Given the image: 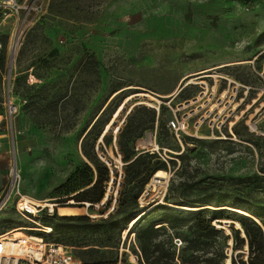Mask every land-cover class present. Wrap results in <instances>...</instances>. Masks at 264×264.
<instances>
[{
	"label": "rangeland",
	"instance_id": "374dc122",
	"mask_svg": "<svg viewBox=\"0 0 264 264\" xmlns=\"http://www.w3.org/2000/svg\"><path fill=\"white\" fill-rule=\"evenodd\" d=\"M17 3L23 8L19 16L0 13L4 62L8 55L11 59L9 49L15 29L26 21L25 33L12 57L13 97L20 110L7 137H0L8 154L0 161V199L9 187L11 164L16 159L19 209L26 207L30 214L18 212L16 196L0 211V235L42 234L45 243L53 244L61 239L69 245L71 256L89 264L84 254L88 251L84 248L85 230L74 221L61 220L66 217L59 216L58 209L78 207L77 216L93 223L115 215L123 194H135L138 184L125 181L127 164L118 150V137L126 131V121L155 119L153 129L148 124L150 129L136 141L140 150L135 151L145 155L149 149L151 155L156 154L159 159L147 158L145 166L150 164L152 169L161 161L167 166L168 176L153 188L148 186L153 175L138 206L119 217L120 225L126 228L119 247L120 264H140L132 259L136 248L147 263L142 247L146 237L149 263L150 249L156 247L174 255L173 264H181L188 257L194 261L212 258L219 247L218 237L201 240L207 245L201 246L208 252L205 256L202 251H190L187 242L195 239L189 231L192 214L203 209L217 211L222 218L213 225L222 226L228 237L227 260L248 264L258 255L259 238L253 237L251 247L250 239L235 222H239L238 216L258 222L264 238V0ZM187 76L197 84L186 86ZM183 86L186 89L178 94ZM200 91L206 93L200 106L209 97L210 107L224 99L231 102L233 112L228 121H217L223 126L221 132L215 130V137L208 132L209 121L199 130L194 128L198 122L195 118L190 121L188 133L198 138H177L167 126L179 108L175 105L184 104ZM129 97L124 111L116 122L112 121L119 105ZM169 102L172 111L163 106L158 118L154 107ZM188 111L180 110L176 115ZM98 119L110 120L105 127L109 131L104 133L110 139L109 145L99 140L95 148L99 160L110 170V181L104 183V200L91 207V203L73 200L98 178L95 169L90 172L85 167L88 161L83 144ZM235 127L239 135L234 133ZM148 135L155 138V150L140 144ZM107 195L110 200H106ZM166 196L182 207L197 210L170 208L165 205ZM159 204L134 228V223H128V216L138 220ZM219 221L235 225L225 228ZM172 225L175 230L170 229ZM49 227L52 232L46 233ZM60 231L65 236L60 237ZM157 257L155 253L152 260Z\"/></svg>",
	"mask_w": 264,
	"mask_h": 264
},
{
	"label": "trees",
	"instance_id": "16d2710c",
	"mask_svg": "<svg viewBox=\"0 0 264 264\" xmlns=\"http://www.w3.org/2000/svg\"><path fill=\"white\" fill-rule=\"evenodd\" d=\"M145 111V110H143ZM155 119L153 121H126V131H123L121 135L118 137V150L122 156L123 163L127 164L125 168V181L129 184L131 183H138L137 184V191L135 194L129 195L127 193L123 194L121 205L118 210V212L115 215H110L106 219H101L98 222L93 223L91 219L84 217V216H77L73 219H69L68 217L62 218L61 220L64 221H74L79 226H82L85 230V236L83 237V241L86 242L84 248L88 251H85V255L88 257L90 261L89 264H120V242L122 233L126 228H123L120 225V221L118 220L120 216L125 215V212L130 207H137L138 206V199L141 196V194L144 191L145 186L149 183L152 176L158 171V170H165L167 171V166L165 163H161V161H158L160 163H157L156 167L150 168V164H147L145 166V160L147 158L150 159H159L156 154H150L146 153L145 155L141 154L137 156L136 153V141L144 134L146 129H150V125L152 124V129L155 125ZM110 123L109 121H98L95 122V124L92 126L91 130L87 133L85 136V139L83 141L84 144V156L86 157L88 164H85V167L88 171L93 172V169H95L98 178L93 183L91 182L89 185V189L80 192L74 197L73 201L76 202H84L86 204H100L106 194V188L104 183L110 181V170L109 168L99 160V158L96 155L95 148L97 145V142L99 140L104 141L106 145H109L110 139L108 135L104 136L105 127ZM101 127V128H100ZM100 128V129H99ZM237 127L234 128V133L236 135H239ZM96 132V133H95ZM95 133V134H94ZM93 137V139H92ZM103 137V139H102ZM92 141L90 149L87 150L86 146L89 144V142ZM170 164L176 165L174 161H171ZM143 167V168H142ZM178 172V171H177ZM176 172V174H177ZM165 203L166 204H172L175 206H181L179 205L178 201L176 199H172L171 197L166 196L165 197ZM84 205V204H83ZM91 206V205H90ZM160 206L157 205L155 208L150 210H156ZM185 207V206H184ZM76 209L78 207H75ZM152 211V212H153ZM185 212V211H183ZM217 211L209 210V209H203L199 211H195L194 214H192L191 218V225L189 227L190 233L194 236L195 239H192L190 241H187L190 245L189 250L195 252L202 251L203 256L208 254L206 249L201 248V246L206 247V243H203L201 240H206L208 238H211L212 236L218 237L219 244L218 249L213 253L212 258H205L202 257L200 259H196L194 261L193 259L183 258L181 261V264H225L227 260V256L225 255V249L226 244L228 241V237H226L223 233V230H218L216 226L213 225L214 221L222 220L221 216H218ZM149 213V212H148ZM128 223H134L133 228L139 223L140 219L137 220L135 218H132L128 216L127 218ZM239 223L241 224L244 232L245 237L250 239L251 244L250 246L253 247L254 242L253 237L257 236L259 238L258 241V249L259 253L256 255L248 264H264V242H263V228L260 227L258 222H254L253 220L238 216ZM50 228V227H49ZM171 230H175L176 227L173 225L170 227ZM153 233L152 229H150V235ZM60 237L65 236L64 231H60L59 233ZM41 238H44V235L39 234ZM146 239L142 243L143 251L146 256V261L144 260V256L140 249L136 248V252H133V254H138V250L141 253L142 260L140 261V264H173L174 255L166 254L164 251H162L161 248L156 247L153 251L150 249V263L149 259L147 258V244ZM152 240L150 236V241ZM237 240H240L237 238ZM55 244L59 246H63L65 248L69 247V245L62 242L61 239H56ZM68 249V248H67ZM155 253L159 254V257L152 260V257ZM165 263H163V261ZM231 264H247L244 261H241L240 263H237L234 259H231Z\"/></svg>",
	"mask_w": 264,
	"mask_h": 264
},
{
	"label": "built area",
	"instance_id": "2783aa9c",
	"mask_svg": "<svg viewBox=\"0 0 264 264\" xmlns=\"http://www.w3.org/2000/svg\"><path fill=\"white\" fill-rule=\"evenodd\" d=\"M22 7L18 5L17 0H0V13L4 15H9V17L19 16L20 11H22ZM19 22V18L17 19ZM26 25V21L22 23L19 28L15 29L14 36L11 41L9 52L11 53V59H9L8 67L3 72L2 81H3V96H4V111L0 115V126H5L6 131H10V127L12 128V121L16 118L19 113L20 107L15 101L13 97V85H12V71H13V54L19 48L21 43V39L25 33L24 26ZM4 50V46L0 42V53ZM207 88L206 85H204ZM203 88V87H201ZM186 87H182L179 90L180 94ZM208 90V89H207ZM206 93L199 92L198 94L192 96L189 100L184 102H194L193 105H189L187 107L184 104H177L175 106H179L176 112H174V117L168 121V129L175 134L177 138L183 137L184 135H189L191 138H198L197 136L190 135L188 130L190 128V121L198 118L195 121V127L197 130L205 123V121H209V131L212 135L216 132H221V128L223 123L218 124L217 121H228L230 114L233 112L231 110V102H225L224 99L219 100V104H212L213 107H210L211 100L210 97L207 101H205L204 105H199L201 101L205 99ZM214 96V95H211ZM234 98V97H233ZM214 99V98H213ZM212 99V100H213ZM193 100V101H190ZM169 105L165 103L159 104V109L157 111H161L163 106H167L172 111ZM198 105V106H196ZM196 106L195 109L193 107ZM221 106V108H219ZM208 107V108H207ZM156 109V108H154ZM180 110H189L188 113L177 116L176 114L180 112ZM201 113H205L200 115ZM215 137V136H214ZM219 137V136H217ZM152 152V151H151ZM18 164L16 159L12 161L11 169H10V184L9 187L5 190V193L0 199V211L4 209L16 196L19 199L16 202V208H18L21 194L19 190V182L20 178L18 174ZM15 170L16 177L14 179L13 172ZM18 176V177H17ZM14 181V182H13ZM42 208H38L41 210ZM39 212V211H38ZM41 212V211H40ZM20 213L30 214L26 211ZM44 241V240H43ZM138 249V248H137ZM34 251L36 255L32 252ZM135 260L140 263L142 260V256L140 251L138 250V254H134ZM0 264H82L77 261L73 256H71L69 250L63 246H59L53 243H40V245L32 249L30 243L27 238L15 237L13 233H6L4 235H0Z\"/></svg>",
	"mask_w": 264,
	"mask_h": 264
},
{
	"label": "bare ground",
	"instance_id": "6f19581e",
	"mask_svg": "<svg viewBox=\"0 0 264 264\" xmlns=\"http://www.w3.org/2000/svg\"><path fill=\"white\" fill-rule=\"evenodd\" d=\"M204 73H205V72H204ZM190 78H191V76H187V77L184 78V81L187 82V83H186V86H187V85H193V84L196 85L197 83L193 82V79L190 80ZM194 80H195V79H194ZM205 85H206V84H205ZM186 86H185V87H186ZM141 96H143V97H145V98H150L151 100H154V99H155V98H153V97L150 96V95H144V94H141ZM220 100H221V99H220ZM193 104H194V102H189V101H188V103H187V102L184 103V106L187 107V106H189V105H193ZM143 145H144V146H146V145L154 146V141H153V140L151 139V137H150L149 140L143 142ZM156 150H157V149H156ZM18 173H19V169H18ZM17 175H18V174H17ZM13 176L16 177L15 170H14V172H13ZM167 176H168V172H167V171H165V170H158V171L154 174V177H153V179H152V182H151L148 186H149V187H153V188H155V186H156L157 184L160 183L159 180H165V179L167 178ZM107 198L109 199L110 197L107 195L106 200H107ZM20 203H21V201H20ZM20 203H19V205H20ZM165 205L168 206V207H170V208L177 209V210H197V209H191V208H188V207L175 206V205H172V204H165ZM88 206H90V205H88ZM28 207H29V206H28ZM37 208H39V207H37ZM153 208H154V207H152V208H150L149 210H147L146 212L142 213V214L138 217V220L141 219L142 217L146 216V214L148 213V211H150V210L153 209ZM16 209L18 210L19 213H20V211L22 212V210H23V211H26V212L28 213V210L26 209V207H25V208H21V209H19V206H18V208H16ZM51 212H53V211L51 210ZM58 214H59V216H61V217H73V216L80 215V211H79L78 209H76V208H59V209H58ZM235 224H236V227H237L239 230H242V232L245 233L244 230H243V228H242V226H241V224H240L239 222H235ZM217 227H218L219 229L222 228V226H218V225H217ZM225 228H227V227H225ZM227 231H228V230H227ZM45 232H46V233H51V232H52V229H51V228H46ZM22 236H23V235H18V236L15 235L16 238H17V237H22ZM24 237L28 239V241H29L30 246L32 247V249L37 248V247L40 245V243H44L43 239L40 238V237H37V236H29V237L24 236ZM32 252L36 255V253H35L34 251H32ZM132 259H133V261H136L133 257H132ZM230 263H231V261H230V260H227V263H226V264H230Z\"/></svg>",
	"mask_w": 264,
	"mask_h": 264
},
{
	"label": "crops",
	"instance_id": "0c3cea01",
	"mask_svg": "<svg viewBox=\"0 0 264 264\" xmlns=\"http://www.w3.org/2000/svg\"><path fill=\"white\" fill-rule=\"evenodd\" d=\"M8 63H9V55L7 56V58H6V60H5V62H4V55L2 56V53H0V106H2V111L0 112V115L3 113V111H4V107H3V104H4V96H3V81H2V75H3V72L6 70V68L8 67ZM178 92V91H177ZM119 93V92H118ZM117 93V94H118ZM117 94H114V96L115 95H117ZM172 95V94H171ZM170 95V96H171ZM169 96V97H170ZM176 96V95H175ZM130 99H131V97H129V98H127L121 105H119V107L117 108V112L115 113V114H113V116H114V118H113V120L112 121H115L116 122V120L119 118V116L121 115V113L124 111V109H125V106H126V104L128 103V102H130ZM154 108H156V109H154L155 110V112L157 113V116H158V118L160 117V115H161V113H162V109H161V111L159 112V111H157V107H154ZM156 121V120H155ZM158 121V120H157ZM113 126V125H112ZM119 131H120V129H119ZM118 131V132H119ZM6 128H5V126H0V137H3V138H5V137H7V134H6ZM104 133H106L107 134V130L104 132ZM105 136V135H104ZM151 137V139L152 140H155V138H154V136L153 135H148V136H146V138H145V140L144 141H141L140 142V144L142 143L143 144V142H145V141H147V140H149V138ZM103 138V137H102ZM146 146H150L151 148H153L154 150H155V148L153 147V146H151V145H146ZM136 150L139 152V148H136ZM147 152H150V150L148 149L147 150ZM142 153L140 152V153H137V156H139V155H141ZM8 154H7V147L4 145V142L2 141L1 142V139H0V161L1 160H4V158L7 156Z\"/></svg>",
	"mask_w": 264,
	"mask_h": 264
},
{
	"label": "water",
	"instance_id": "95a60500",
	"mask_svg": "<svg viewBox=\"0 0 264 264\" xmlns=\"http://www.w3.org/2000/svg\"><path fill=\"white\" fill-rule=\"evenodd\" d=\"M109 130L107 129V132H108ZM112 174H113V172H112ZM108 200H110V199H108ZM94 205H91V207H93ZM104 206V205H103ZM219 224H224L225 225V227H228V226H230L231 224H233V225H235L234 223H229V222H226V223H223V222H221V221H219L218 222ZM218 229V228H217ZM218 230H224V228H222V229H218ZM237 230V229H236Z\"/></svg>",
	"mask_w": 264,
	"mask_h": 264
}]
</instances>
